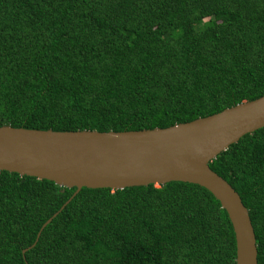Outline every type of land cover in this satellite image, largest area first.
Wrapping results in <instances>:
<instances>
[{"label": "trees", "instance_id": "trees-1", "mask_svg": "<svg viewBox=\"0 0 264 264\" xmlns=\"http://www.w3.org/2000/svg\"><path fill=\"white\" fill-rule=\"evenodd\" d=\"M264 94V0H0V126L123 131ZM249 211L264 264V127L209 162ZM75 187L0 170V264H235L204 187Z\"/></svg>", "mask_w": 264, "mask_h": 264}, {"label": "water", "instance_id": "water-1", "mask_svg": "<svg viewBox=\"0 0 264 264\" xmlns=\"http://www.w3.org/2000/svg\"><path fill=\"white\" fill-rule=\"evenodd\" d=\"M260 127H264V94L164 128L59 131L1 125L0 170L75 187L41 225L34 243L22 250L23 257L82 187L122 189L179 181L206 188L226 211L235 236V264H258L249 211L238 192L209 162Z\"/></svg>", "mask_w": 264, "mask_h": 264}]
</instances>
